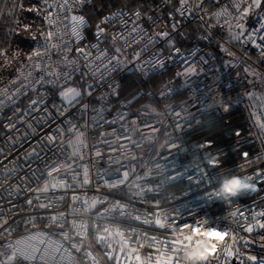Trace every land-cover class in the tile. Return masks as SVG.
I'll list each match as a JSON object with an SVG mask.
<instances>
[{
	"label": "built area",
	"instance_id": "2783aa9c",
	"mask_svg": "<svg viewBox=\"0 0 264 264\" xmlns=\"http://www.w3.org/2000/svg\"><path fill=\"white\" fill-rule=\"evenodd\" d=\"M222 2L227 4L228 0H222ZM177 6L178 0H172L170 4L166 3L165 0H157L149 5L148 11H142L139 8H116L102 14L100 19L121 9L129 12L140 10L142 13L148 12V14L158 17V23L167 24L169 22V12L173 11ZM208 9L209 11L218 10L214 0H210ZM78 14L84 15L82 8L78 10ZM198 16L199 14L193 16L185 15L183 18L177 17V19L181 20V23L177 31L173 33V37L176 41V47L181 50V55H174L173 59L167 62L166 68L162 71L149 72L147 76H144L136 70L134 64H128L127 67L109 75L104 65L100 61H95L93 66L95 75L89 73L83 80L79 74L73 76L72 86L74 87H79L84 80L96 87L93 96H84L81 100L82 104L89 105L87 111L83 113L82 119L80 118L79 105L77 108L72 109L70 113L65 114L66 116H74L73 122L78 125L85 123L89 125L87 129H82L86 132L89 146L100 142V132L112 133L113 129L116 130L115 134L109 135L107 139L109 141L115 140V136L122 135L121 125L123 124L127 127L131 121L135 120L136 124L129 127L127 131L131 135L132 140L139 142L140 147L137 148L129 141L121 140L113 145L116 147V151L112 152L108 145L101 144L100 150L105 153L103 158H96L94 150L89 147L83 153L84 159L77 160L73 165L75 172L79 173L75 179H73L72 171L65 172L64 169H61L60 173L53 174L54 176H64L66 182L73 185L70 189H62L58 186L57 189L53 190L51 184L56 183V181L50 177L41 176V173L46 164L64 162L72 148L65 146L61 149L58 140L56 148L51 151L47 148L43 149V160L25 158L26 153L31 150V146H35L39 151L40 145L37 142L40 137L45 132L52 131V128H43V131H41L43 125L37 123L44 113L35 112L31 117H24L36 128V132L28 135L26 139L24 138L25 132H30L31 130L27 129L25 124L17 123L18 133L15 130L9 132L4 127L5 124L9 123V118L15 119L13 112L17 107L24 111L28 109L30 99H43L49 108L53 102L59 103L58 91L48 85L45 89H42L45 95L40 97L29 86L24 89L25 95L15 98V104H8L0 111V148L3 149V154L0 155V161L3 162L0 164V185H2L0 187V210H2L0 212V223L4 220L8 221L7 224L3 225V228H0V264H9L8 258L13 253L17 255L18 259L10 262V264H96L97 261L99 264H116L114 261H107V258L103 256L105 251H111L114 256H119V264H138L134 259L135 253L130 251L131 248H138V244L134 242L137 237H139V243L144 244L143 248H138L139 254L143 259L149 251H152L149 247L150 242L143 235L145 232L149 235H155L161 240L164 239L165 234L170 237L173 236L170 230L158 229L154 225L143 223L146 219H153V213L159 212L162 215L175 216L179 225L189 223L196 227L198 226L197 221H207L208 223L205 227H220L223 231V227L232 224V221L227 219V216L234 208L238 207L241 210H246V215L251 210L259 211L264 209V202L261 201V197H264V184L257 185L260 189L259 192L245 191L237 197H233L234 205L225 203L220 199H207L206 194L211 191L212 185L207 183V178H201V169H207L210 173L213 170L206 165L204 160L205 152L213 154L217 152L223 153L222 167L243 175L251 174L256 169L264 168V159L256 161L245 168L244 172H240L239 166L243 163L241 154L248 152L249 157L252 159L257 156L264 157V145L261 144L259 130L253 124L252 119H250L247 101L241 104H234V106L229 107L228 111H224L223 108L218 111H212L208 107V104L211 103L210 96L219 94L225 98L232 97L235 100L245 90L247 85L243 84V79L238 75L237 68L228 67L226 65L227 60L217 53L216 41L226 38L216 28L213 29L215 36L213 41L199 38L204 29L200 25ZM85 19L87 20L86 16ZM65 23L68 24L67 28H65L64 24L58 23L57 26L60 28L61 33L68 32L64 39L69 40L72 39L70 33L71 25L68 21H65ZM190 23L199 25L202 31L198 33L191 44L185 45L179 39L187 38L186 26ZM254 25L255 18H252L249 26ZM128 27L130 30L131 24ZM144 27L149 31L152 30L149 24H144ZM120 28L121 23L119 20L115 24L107 25L109 33L118 32ZM94 32L95 27L92 31L89 30V27L83 30L85 39L81 42V46L85 44L91 45L96 42ZM123 35L127 37V31ZM135 38L139 39V36ZM131 40L132 38H129L130 43ZM116 46L121 47L124 56L131 60L134 51H139L141 45L131 43L130 47H126L121 40L117 42ZM228 46L231 47V45ZM36 47L37 43L33 41L32 49ZM99 47L100 50L108 49L109 56L114 54L111 35ZM165 47L164 42L159 43L157 49L150 48L144 52L141 60H148L153 51L164 49ZM91 51L94 56L98 54L96 49H91ZM235 52L239 56H244V50L240 46L235 49ZM249 53L255 56V58H252L255 60L256 51L249 48L248 55L251 56ZM164 54L167 55V51ZM69 56L78 61L81 71L85 70L83 67L85 61L81 57L75 52L70 53ZM44 59L47 60V56ZM59 59H62V56L53 54L52 61L49 63ZM182 59L194 62L202 69L198 75L187 78V83H185L186 78L175 77V72L182 67ZM106 62L105 60L104 63ZM257 68L264 72V65H257ZM22 71L27 75L30 69L25 68ZM126 73H135L143 82V85L138 88L136 93L128 98L121 96V78ZM164 73H171L172 75L167 76L158 83L152 81L154 76ZM41 74L40 72H33L29 80ZM16 75L18 73L14 70L4 83L0 84V88L7 86V82L15 78ZM21 79L23 80V77ZM170 80L173 81L171 84L173 92L161 98L159 92L162 85ZM109 85L113 87L119 86L117 89L118 96L110 95L111 89ZM10 90H12L11 87ZM179 91H182L183 98L177 100L176 96ZM257 91L261 93V88H258ZM101 96L104 97L103 100L99 99ZM143 100L152 101V103L146 104ZM206 101L207 104L205 103ZM145 106H148L147 109ZM40 107L42 108L44 105ZM152 109H155V111ZM171 110L180 112L181 116L184 117L180 121L183 125L182 129L177 130L174 128L178 118L170 114ZM121 113H127L122 121L119 119V114ZM101 117L109 121L115 120L116 123L93 128L92 125L100 121ZM63 119L64 117L57 118V123H61ZM144 121L150 122L159 129L155 133H149L148 129H143L145 136L151 135L152 138L150 140H145L134 131ZM53 127L55 126L53 125ZM64 127H67V125H64ZM236 131L241 133L239 137L236 136ZM9 136L16 141L15 144L9 142L7 139ZM63 139L65 142L72 140L74 146L78 144L71 135L66 134ZM170 142L177 144L179 147L169 150L167 144ZM206 142L210 144V147L197 148V145L205 144ZM119 144H124L125 147L121 148L118 146ZM161 145L165 146L161 147ZM109 155H111L113 160L119 159L129 170V180L117 188H110L104 183V180L112 182L118 178L115 169L119 165L115 163L110 165L108 161ZM132 156L137 158L133 160L131 159ZM157 163L160 165L158 169L156 168ZM84 166L88 168V176L91 182L81 187L79 184L84 179ZM133 168H135V172L131 171ZM10 172L11 174H9ZM33 172L36 173L37 177L41 178L37 180L32 176ZM177 173L181 174L178 179H168L169 176L177 175ZM137 175L143 177V179L137 180ZM45 181L49 183L48 192L25 191V188L29 185L32 188L42 187ZM137 184L140 185L139 188L135 186ZM17 187L19 191H14ZM141 188H152L153 191H144L137 195V193H140ZM9 193L12 194L9 195ZM73 194L78 195L80 200L73 203L71 200ZM36 195L41 197V202L47 204L51 201L52 207L50 209H38L25 203L28 198ZM61 196L65 197L62 201L59 200ZM85 199L89 201V204L93 200H102L104 202H98L95 207L88 208V205L83 204ZM116 201L127 205L123 210L125 216L121 217L119 210H112V205ZM155 201L159 202V207L154 206ZM37 203L34 200V204ZM86 208H88L87 211H85ZM105 209H109V211L105 212ZM60 213H64V217L60 220V223L64 225L62 228H53L50 226L49 219H40L41 216H59ZM98 213L103 215H98ZM136 216L140 217L139 221L134 219ZM81 224L89 226V234L87 236L77 235L78 232L81 234L84 232L79 227ZM93 224H96L100 229L98 234L104 235L106 238L100 244L95 243V238L91 234V225ZM103 227H108L112 234L104 233L102 231ZM232 227L240 231L238 225L232 224ZM116 229L125 233L123 238L116 234ZM132 229H135L134 233L131 231ZM176 231H179V227H177ZM189 232L190 229L184 230L185 234ZM61 233H68L71 239L66 240ZM240 234L247 235L243 232H240ZM180 238H183V236H180ZM195 239H199V237ZM125 240L128 241V246L126 247L124 245ZM73 242L82 244L79 253L71 247ZM213 242L219 244L217 241ZM108 244H111V248L107 247ZM122 247H124V252L120 251ZM156 247L162 248L161 245ZM254 248L258 247L253 246L250 254L263 255L253 251ZM85 249L93 253L95 261L92 258L85 257ZM20 252H24L27 255L35 254L37 257L41 253H45V259L23 260L19 258Z\"/></svg>",
	"mask_w": 264,
	"mask_h": 264
},
{
	"label": "snow or ice",
	"instance_id": "6c2138e0",
	"mask_svg": "<svg viewBox=\"0 0 264 264\" xmlns=\"http://www.w3.org/2000/svg\"><path fill=\"white\" fill-rule=\"evenodd\" d=\"M91 2L92 0H51V2L50 0H35L33 3L32 0H27L26 3V0H11L12 7L9 9L7 16L13 18L14 26L10 28L9 36L15 35L19 37L26 35L37 43V47L29 52H22L18 48L13 49L11 45L8 47L0 45V84L4 83L2 75L4 72L14 69L15 72L18 73L15 78L7 82V86L0 88V111L8 104H15V98L20 95H25L26 92L24 89L29 86L32 91L36 92L40 97L45 95L42 89H45L48 85H51L58 91L60 97L59 103L53 102L49 108L43 99H30L28 109L24 111L17 107L13 112L15 119L9 118V123L4 125L9 132L15 130V132L18 133L19 129L17 123L25 124L27 129L31 130L30 132H25L24 138L26 139L28 135L36 132V128L25 120L24 117H31L35 112L44 113L37 123L43 125L41 131H43V128H52V131L45 132L40 137V140L37 142L40 145L39 151L35 146H31V150L26 153V159L35 158L43 160V149L47 148L51 151L56 148L58 140L61 149L65 146L72 148V151L67 154L64 162L59 164L55 162L46 164L41 173V176L50 177L56 181V183L51 184L53 190L57 189L58 186L62 189H70L73 187L72 184L66 182L64 176H54L53 174L60 173L61 169H64L65 172L72 171L73 179H75L79 173L75 172L73 165L77 160L84 159L83 153L85 150H88L89 147L94 150V156L96 158H103L105 156V153L100 150L101 144L108 145V148L112 152L116 151V147L113 145L121 140L129 141L137 148L140 147L139 142L132 140L131 135L128 134L127 131L129 127L136 124L135 120L131 121L127 127L122 124V135L115 136V140L109 141L107 139L109 135L115 134L116 130L113 129L112 133L100 132V142L89 146L86 132L82 130L87 129L89 125L87 123L78 125L73 122L75 119L74 116H66L65 114L70 113L72 109L77 108L79 105V111L81 113L80 118L82 119L83 113L87 111L89 105L82 104L81 100L84 96H93L96 87L93 84L87 83L86 80H84L79 87H74L72 86L73 76L79 74L80 78L83 80L89 73L95 75V72H93L95 61H100L109 75L127 67L128 64H134L136 70L144 76H147L149 72L164 70L167 62L172 60L174 55H181V50L176 47L173 33L177 31L181 23V20L177 19V17L183 18L185 15L193 16L199 14L198 19L201 27L204 29L199 37L201 40L213 41L215 39L213 29L217 27L227 31V38L217 40V46L230 58L226 62V65L242 71L243 80L247 85L245 90L240 93L235 100H233L232 97L225 98L219 94L210 96L209 99L211 103L208 104V107L212 111H218L221 108L224 109L225 105L231 107L236 103L241 104L247 101L250 119H252L253 124L259 130L261 144L264 145V94L257 91L258 88L264 89V72L259 71L257 68V65H264V0H228L227 4L223 3L222 0H214L218 8L216 11H209L208 4L210 0H178V6L168 14L169 22L167 24L158 23L159 18L148 14V12L142 13L140 10L129 12L121 9L103 16L95 25V43L81 46V42L85 39L83 30L90 27V25L84 15L78 14V10ZM165 2L170 4L172 0H165ZM4 3L5 0H0V6L4 5ZM17 9H19L21 13H34L37 18L41 19V23H27L23 17L17 18ZM4 16L5 14L2 7H0V19L4 18ZM250 17L255 18L254 26H248ZM117 20L121 23L120 31L109 33L107 25L115 24ZM65 21L70 22L71 25L70 33L72 39L69 40L64 39V36L68 35V32L61 33L60 28L57 26L59 23L64 24L65 28H67L68 24H66ZM129 24H131L130 30L128 27ZM144 24H149L152 30L149 31L146 29ZM125 31L128 33L127 37L123 35ZM109 35H111L114 52L111 56L108 54V49L100 50L99 47L100 44L108 39ZM136 36H139V39H136ZM129 38H132L131 43L141 45L139 51H134L131 60L124 56L121 47L116 46L117 42L122 40L126 47H130L131 43L129 42ZM161 42H164L166 45L164 49L153 51L148 60H141V56L144 52L148 51L150 48L157 49V45ZM228 45H239L242 47L244 56H237ZM249 48L256 51L257 55L255 60L248 55ZM91 49H96L98 54L94 56ZM165 51H167V55L164 54ZM73 52L85 61L83 66L85 69L84 71H81L80 65L75 58H70L69 54ZM53 54L62 56V59L49 63L52 61ZM193 55H195V53H193ZM45 56H47V60L44 59ZM105 60L107 61L106 63H104ZM241 66L243 67L241 68ZM25 68L30 69L27 75L22 71ZM201 71L202 69L199 68L196 63L189 62L187 59H182V67L175 72V77H184L186 78L185 83H187V78L198 75ZM33 72H40L42 74L29 80ZM21 77H23V80ZM25 81H27V83H25ZM172 83L173 81L170 80L168 83L162 85L159 92L161 98L173 92V88L171 87ZM10 87L12 90H10ZM118 87V85L116 87L109 85L111 89L110 95L118 96ZM99 99L103 100L104 97L101 96ZM205 103L207 104V101ZM41 105H44V107L41 108ZM147 107L148 106H145L146 109ZM152 110L155 111V109ZM101 111H103V109H101ZM170 114L178 118L174 124V128L177 130L182 129L183 125L180 121L183 120L184 117L181 116V113L171 110ZM126 115L127 113L119 114V119L121 121L124 120ZM59 117H64L61 123H57V118ZM115 123V120L109 121L101 117L100 121L94 123L92 127H103L105 124L111 125ZM53 125L55 127H53ZM64 125H67V127H64ZM143 129H148L149 133H155L159 130L148 121L142 122L134 131L145 140H150L152 137L151 135L145 136ZM66 134L73 136L78 144L74 146L72 140L65 142L63 138ZM235 134L238 137L241 135L239 131H236ZM7 139L10 143L15 144L16 142L12 140L11 136L7 137ZM118 146L121 148L125 147L124 144H119ZM164 146L165 145H161V147ZM167 147L171 150L179 146L170 142L167 144ZM208 147L210 146L207 142L197 145L198 149ZM2 154L3 149L0 148V155ZM222 156L223 153L221 152H217L216 154L205 152L204 160L207 167L211 168L213 172L210 173L207 169H201V178H207V183L212 185L211 191L206 194L207 199H220L225 203L234 205L235 201L232 199L233 197L223 195L219 189L224 177L240 174L223 168ZM241 156L243 163L239 166L240 172H244L245 168L251 166L256 161L264 159V157L261 156L252 159L249 157L248 152H243ZM136 158L135 156L131 157L133 160ZM108 161L110 165L113 163L119 165V167L115 169L118 178L112 182L104 180V183L110 188H117L120 185H124L129 180L128 168L123 165L119 159L113 160L111 155L108 156ZM2 163L3 162L0 161V164ZM156 168H160L158 163L156 164ZM131 171L135 172V168L131 169ZM9 174H11V172ZM180 175V173H177V175L169 176L168 179L176 180ZM32 176L37 180L41 178L37 177L35 172L32 173ZM240 176L243 177L246 185L240 193L245 191L259 192L260 189L257 185L264 184V168H259L251 174H243ZM101 179H103V177H101ZM136 179L140 180L143 179V177L137 175ZM189 179H191V177H189ZM90 182L88 168L84 166V179L80 182L79 186L83 187ZM135 186L138 188L140 187L138 184ZM0 187H2V185H0ZM14 191H19V188L17 187ZM25 191L46 193L49 191V183L45 181L42 187L37 188H32L29 185L25 188ZM144 191L151 192L153 189L141 188L140 193H137V195H140ZM11 194L12 193H9V195ZM64 199V196L59 197L61 201ZM34 200L38 203L34 204ZM71 200L75 203L80 200V197L73 194ZM261 201L264 202V197H261ZM98 202L103 203L104 201L93 200L91 204H89L87 199L83 200V204L88 205V208L95 207ZM25 203L30 207L38 209H50L52 207L51 201L47 204L41 202V197L39 195L28 198ZM154 206L159 207V202L155 201ZM126 207L127 205L116 201L112 205V210H119V215L123 217L125 216L123 210ZM88 208H86L85 211H87ZM104 211L108 212L109 209H105ZM245 211L246 210H241L237 207L231 210L227 216V219H230L232 224L239 226L240 231L235 230L232 224L223 227L224 230L222 231L220 227H205L208 223L207 221H197L198 225L210 230L213 241H217V238H219L218 248L206 250V254L202 255L199 260H189L187 258V253L199 249L201 247V240H193L187 237L180 238V236H177L175 233L177 227H179L180 233H184L185 229H190L191 232L199 235L200 229L189 223L179 225L175 216L162 215L159 212L153 213V219H146L143 223L154 225L155 228L158 229L170 230L173 236L170 237L168 234H165L164 239L161 240L157 236L149 235L145 232L143 235L150 242L149 247L152 251H149L143 259L141 258L138 248H143L144 244L139 243V237L134 241L138 244V248H131L130 251L131 253H135L134 259L138 264H264V255L250 254L253 246L264 250V209L259 211L251 210L247 215ZM0 212H2V210H0ZM98 215L102 216L103 214L98 213ZM63 217L64 213H60L59 216H41L40 219H49L51 227L62 228L64 225L60 223V220ZM134 219L139 221L140 217L136 216ZM7 223L8 221L4 220L0 223V228H3V225ZM79 227L82 228L84 232L83 234L78 232L77 235L87 236L89 234V226L87 224H81ZM99 230L96 224L91 225V234L94 236L95 243L97 244H100L106 239L104 235L98 234ZM5 231L7 230L5 229ZM102 231L109 235L112 234L108 227H103ZM131 231L134 233L135 229ZM240 232L246 233L247 235H241ZM116 234L122 238L125 235V233L119 229H116ZM61 235H63L66 240L71 239L68 233H61ZM213 244L215 245V242H213ZM124 245L125 247L128 246L127 240L124 241ZM157 245H161L162 248L156 247ZM71 247L79 253L82 244L73 242ZM107 247L111 248V244H108ZM120 251L124 252V247H122ZM84 255L95 261V257L91 251L85 249ZM103 256L107 258V261H114L116 264H119V256H114L111 251H105ZM19 258L23 260H44L45 253H41L39 257H37L35 254L27 255L24 252H20ZM17 259V255L13 253V255L8 258L9 264ZM96 264H99V262L97 261Z\"/></svg>",
	"mask_w": 264,
	"mask_h": 264
},
{
	"label": "trees",
	"instance_id": "16d2710c",
	"mask_svg": "<svg viewBox=\"0 0 264 264\" xmlns=\"http://www.w3.org/2000/svg\"><path fill=\"white\" fill-rule=\"evenodd\" d=\"M157 0H92L90 4L85 5L82 8L83 14L87 17V20L89 22V30L92 31L95 27L96 23L99 21L102 14L109 12L116 8H139L142 11H148L149 5L155 3ZM34 3L35 0H32ZM51 2V0H50ZM27 3V0H26ZM2 7V10L5 14L4 18L0 19V45H3L4 47H8L11 45L13 49H20L22 52H29L32 50L33 47V41L28 38L26 35L22 36H9V30L14 26V20L12 17L7 16V13L9 9L12 7L11 0H5L4 5L0 6ZM17 18L23 17L25 22L27 23H36L40 24L41 19L37 18L34 13H21L19 9L16 10ZM253 17H250L248 20V26L250 25V22ZM225 38H227V31L224 29H221L219 27L216 28ZM202 31V28L195 24L190 23L186 26V32H187V38H180L179 41L185 45L191 44L195 37L198 35L199 32ZM230 47V46H228ZM239 45H231L232 51L235 52V49H237ZM216 51L225 60H229L230 58L220 49V47L216 46ZM237 56V52H235ZM252 58H255L254 55L249 53ZM243 66H241L242 68ZM239 72L240 77L243 79V73L239 69H237ZM261 71V70H259ZM14 72V69H10L7 72H4L3 80L5 81L12 73ZM262 72V71H261ZM171 73H164L158 76H154L152 78V81L155 83H158L165 79L167 76H171ZM122 82V90H121V96L122 97H131L136 93L138 88L143 85L142 80L135 74V73H126L121 78ZM243 84L246 85V82L243 80ZM156 86V85H155ZM261 94H264V89H261ZM183 98L182 91H179L177 93L176 99L179 100ZM144 103H152V101H145ZM253 251L258 252L260 254L264 255V250L254 248Z\"/></svg>",
	"mask_w": 264,
	"mask_h": 264
},
{
	"label": "clouds",
	"instance_id": "9594fccd",
	"mask_svg": "<svg viewBox=\"0 0 264 264\" xmlns=\"http://www.w3.org/2000/svg\"><path fill=\"white\" fill-rule=\"evenodd\" d=\"M228 110V105H225L224 111ZM245 187L246 185L243 180V177L240 175H235L231 177H224L221 181L219 190L225 196L237 197L240 194V191ZM196 227L200 229L199 235L191 231L187 234L180 233L179 231H176L175 233L177 236H183L193 240L194 238L199 237V239L201 240V247L199 249H195L187 253V258L189 260H199L202 255L206 254V250H209L211 248H218L219 246L218 243H215V245L213 244L212 233L210 232V230L204 228L201 225H198ZM218 239L219 238H217V242Z\"/></svg>",
	"mask_w": 264,
	"mask_h": 264
},
{
	"label": "rangeland",
	"instance_id": "374dc122",
	"mask_svg": "<svg viewBox=\"0 0 264 264\" xmlns=\"http://www.w3.org/2000/svg\"><path fill=\"white\" fill-rule=\"evenodd\" d=\"M231 50H232V48L231 47H229Z\"/></svg>",
	"mask_w": 264,
	"mask_h": 264
}]
</instances>
